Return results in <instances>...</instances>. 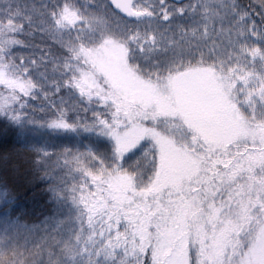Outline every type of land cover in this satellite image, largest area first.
<instances>
[{"label":"snow or ice","instance_id":"1","mask_svg":"<svg viewBox=\"0 0 264 264\" xmlns=\"http://www.w3.org/2000/svg\"><path fill=\"white\" fill-rule=\"evenodd\" d=\"M0 264H264V0H0Z\"/></svg>","mask_w":264,"mask_h":264},{"label":"trees","instance_id":"2","mask_svg":"<svg viewBox=\"0 0 264 264\" xmlns=\"http://www.w3.org/2000/svg\"><path fill=\"white\" fill-rule=\"evenodd\" d=\"M245 3L250 2V0H244Z\"/></svg>","mask_w":264,"mask_h":264}]
</instances>
